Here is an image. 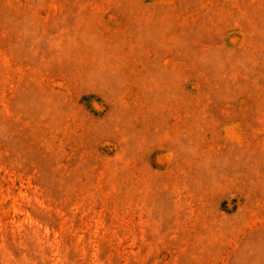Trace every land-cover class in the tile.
<instances>
[{"label": "rangeland", "instance_id": "rangeland-1", "mask_svg": "<svg viewBox=\"0 0 264 264\" xmlns=\"http://www.w3.org/2000/svg\"><path fill=\"white\" fill-rule=\"evenodd\" d=\"M0 264H264V0H0Z\"/></svg>", "mask_w": 264, "mask_h": 264}]
</instances>
